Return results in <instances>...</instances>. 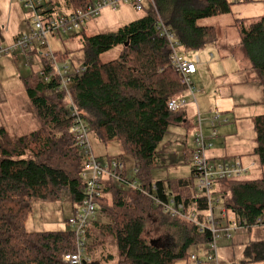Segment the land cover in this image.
I'll return each instance as SVG.
<instances>
[{
  "label": "trees",
  "instance_id": "trees-1",
  "mask_svg": "<svg viewBox=\"0 0 264 264\" xmlns=\"http://www.w3.org/2000/svg\"><path fill=\"white\" fill-rule=\"evenodd\" d=\"M96 1L65 0L60 5L49 0L45 8L52 17L58 12L76 13ZM232 7L228 0H154V7L147 9L143 18L117 32L96 36L77 32L72 37H82L78 51L83 61L79 66L71 63V104L66 103L68 95L56 78L46 83L39 72L24 79L41 128L17 135L0 127V264H64L62 257L76 252L74 231L26 230L33 202L57 203L68 197L76 210L84 201L85 155L72 132L76 113L98 143L121 146L122 154L106 161H121L125 167V158L134 161L138 174L130 178L126 169L124 180L139 186L134 190L112 180L104 183L97 211L101 220L97 218L86 228L85 258L92 260L91 264H190L192 248L209 247L213 241L210 231L172 219L151 198L166 203L174 197L187 209L199 212L202 222L208 209L206 198L197 189L193 167L188 179L166 183L152 178L158 166V148L170 128L187 127L188 123L185 113L173 114L168 108L170 101L188 93L171 65L172 51L159 24L171 29L184 53L193 55L218 41L216 29L200 22L231 15ZM234 27L264 90V17L237 20ZM118 48L117 60L102 62L103 55ZM55 54L58 62L64 63L70 62L74 52ZM42 70L47 74L53 71L44 58ZM254 130L253 156L260 164V174L215 184V194L224 198L228 214L222 223L230 226L239 221L242 229L249 231L264 226V114L254 119ZM152 233L172 237L175 245H160ZM244 256L249 264L264 261V241L249 242Z\"/></svg>",
  "mask_w": 264,
  "mask_h": 264
},
{
  "label": "rangeland",
  "instance_id": "rangeland-1",
  "mask_svg": "<svg viewBox=\"0 0 264 264\" xmlns=\"http://www.w3.org/2000/svg\"><path fill=\"white\" fill-rule=\"evenodd\" d=\"M18 1L23 7L21 0ZM228 1L233 4L231 15L209 18L200 22L202 26L216 29L217 43L208 46L197 54L187 55L190 60L195 55H199L202 60L197 67L201 83L195 82L194 79L192 81L197 83L196 87L204 92L203 96L207 97V101L202 102V96L197 94V106L191 105L192 107H188L185 111L190 122L192 119L196 122L198 120L197 110L199 109L203 121L207 120L203 125L204 128L209 126L207 124L209 114L213 112L222 114L223 119L228 120V124L217 127L218 139L214 141V147L217 148L223 142V147L227 149L228 156L234 155L232 157L241 158V161L248 165L252 162L256 146L254 119L264 114V90L258 81L256 71L252 69L248 61L246 50L239 45V33L234 24L237 20L264 17V0H251L245 3L243 0ZM54 2L60 5L65 4V0H54ZM124 6H120L118 12L107 10L97 19L87 23L83 29L85 34L96 36L114 33L145 15V12H137L129 5ZM73 35L49 38L48 42L54 52L73 51L74 54L70 56L69 61L73 65L79 66L83 61L82 53L78 51L82 45V37H72ZM120 51L121 49L118 48L106 53L101 58L102 62L109 63L117 60ZM19 53L21 52L19 51ZM14 56H17L16 61L13 59ZM24 58L19 54L0 57V62L11 60V66L1 72L0 78L1 82H9L6 89L0 91V127H5L17 135H27L41 128V123L27 96L24 79L38 73L42 69V63L39 59L34 62L30 59L27 62L28 59L25 58L27 59L25 60ZM223 63L224 65H222ZM220 64L221 69L218 67ZM71 102H73L72 97L69 98V101L66 100L67 104H71ZM231 102L236 104L235 112L227 111ZM224 111H227V114H224ZM15 126L18 127L16 131ZM194 132L196 133L193 124L187 127L173 126L170 128L168 135L158 148V166L152 172L154 181L167 183L173 180L188 179L192 176L193 168L184 159L183 153L187 150L184 146L187 138L189 143L193 142ZM210 133L211 131H207V136ZM217 140L219 141L216 142ZM91 144L95 156L100 157L103 161L122 154V148L118 143L110 144L107 148L91 138ZM189 147L192 149L193 145ZM223 156L226 157V154ZM125 164L129 177L133 178L135 175L134 161L131 158H125ZM260 171V168L254 169L250 175L244 178H254L260 174ZM74 215L75 210L68 197H64L57 203L35 201L33 202L32 215L26 223V230L27 232H71L75 229L69 224V221L73 219ZM163 235H153L152 233L151 236L154 241L161 243L160 245L173 248L172 245L174 246L175 242L172 237ZM231 236L232 238L228 240L221 234L217 242L219 260L226 264H249L247 263L248 259L244 256L246 245L249 242L264 241V226H256L251 231L247 229L232 230ZM111 251L114 252L113 247H111ZM209 253L207 247L192 248L189 251L191 256H198L204 262L203 264H209L206 262ZM175 264H188V262L178 261ZM250 264H264V261H256Z\"/></svg>",
  "mask_w": 264,
  "mask_h": 264
},
{
  "label": "built area",
  "instance_id": "built-area-1",
  "mask_svg": "<svg viewBox=\"0 0 264 264\" xmlns=\"http://www.w3.org/2000/svg\"><path fill=\"white\" fill-rule=\"evenodd\" d=\"M21 2L25 10L32 14L31 24L28 30L21 34L11 47H0V57L16 54L19 51L25 53L31 49L34 43H39V46L43 49V58L53 70L51 74L41 70L40 75L46 83H50L51 77L56 78L68 95V101L69 98L71 99L70 82L74 69L70 62H58L56 54L48 42L49 38H60L69 34H76L82 31L87 23L100 17L103 12L107 10L117 12L120 6L129 5L137 12H145L150 7H154V0H98L86 9L76 13L58 12L51 17L48 14V9L45 8L43 0H21ZM159 31L161 36L168 41L171 48V65L180 74L182 83L187 87L188 97H180L169 103L170 113L178 114L190 105L197 106L196 95L201 91L193 83L192 79L198 72L197 64L201 63V58L199 55H195L192 60L188 59L174 33L162 22L159 24ZM75 72H78V70ZM197 112L198 120L195 122L196 133L193 148H187L183 153V157L194 168L197 189L208 203V209L203 212L204 221H200L199 212L187 209L184 204L178 203L174 197L170 196L169 199L167 198L168 202L166 203L159 198H151L157 206L163 207L165 213L172 219L196 224L202 232L210 231L213 235V241L208 247L210 253L207 255L206 262L209 264H225L219 260L217 242L221 234L226 239H231V231L241 230L243 223L233 221L230 226H225L222 223L223 220L227 219L228 214L224 207V198L222 195L215 194V184L221 181L244 178L250 175L254 169L260 168V164L257 160H252L248 165H245L238 158L216 159L211 157L210 153L215 148L213 143L218 139L217 127L228 124V120H224L222 114L213 112L209 114L207 123L209 126L204 128L205 121H203L199 109ZM75 116L77 118L74 121L72 132L76 137L77 146L85 155L82 177L86 184V193L82 205L78 206L73 219L69 221V224L75 229L76 252L65 254L62 257V261L64 264H86V262L91 264L92 260L85 258L88 243L86 228L90 222L97 220L98 200L104 196V183L112 180L119 185L126 184L134 190L139 189V186L136 182L128 184L124 180L126 167L121 161L102 162L94 156L91 144V129L77 113ZM207 130L208 132L211 131L208 136ZM134 174L136 176L138 171L134 170ZM154 190H156V186H154ZM143 193L146 194L145 192ZM262 222L264 223V221ZM190 264H202V261L198 256L193 255L191 256Z\"/></svg>",
  "mask_w": 264,
  "mask_h": 264
},
{
  "label": "crops",
  "instance_id": "crops-1",
  "mask_svg": "<svg viewBox=\"0 0 264 264\" xmlns=\"http://www.w3.org/2000/svg\"><path fill=\"white\" fill-rule=\"evenodd\" d=\"M43 2H44V5L48 4L47 1H45V0H43ZM124 7H126V5ZM31 19H32V14L30 12L26 11L24 9V6L22 7L18 0H0V47H4V48L11 47L15 43L16 39L21 34L25 33L28 30L29 25L31 24ZM16 54H19L22 57L27 58L28 60L24 58L25 60H27V62L30 59L32 60V62L37 61L38 59L40 60L41 63L43 62V50L39 46H37V44L33 45L31 47V49H29V51H27V54L26 53H19V52H17ZM186 55H188V54H186ZM13 59H15V61H16L17 56H14ZM198 65L199 64H197V67H198ZM222 65H224V63ZM8 66H11V60H9V61L8 60H6V61L2 60L0 62V78H1V72L5 68H7ZM218 67H219V69H221L222 68L221 64ZM193 79L195 82L197 81L198 83H201V78H200L199 72H197V74L195 76H193ZM0 83H1L0 84V91H1V90L6 89L9 82L4 83V82L0 81ZM233 85H235V84H233ZM200 91H201V89H200ZM199 94L202 96V98H201L202 102H206L207 97L203 96L204 92L201 91ZM186 97H188V95H186ZM212 101L214 102L213 98H212ZM229 105H230V108H228L227 111L232 110V112H235L236 104H233V102H231V103H229ZM189 107H192V106L190 105ZM185 110H183V113L186 114V119L188 122L187 126H189L190 124H193V126L195 127L194 119H192V121L190 122V119L187 116V112ZM227 111H224L223 113L227 114ZM205 122H207V120ZM16 128H18V127L15 126V128H14L15 131H16ZM194 133H193V137H195ZM188 141H189V139L187 138V142L184 146H185V148L189 149V148H191L189 146L193 145L194 140L192 143H189ZM218 141L219 140H217L216 142H218ZM225 145H226V142H225ZM223 154H226V157L223 156ZM228 155L229 154L227 153V149L223 147V142L217 148L215 147L214 150L211 151V153H210V156L213 158H216V159H220V158H222V159H227V158L237 159L235 157H232L234 155H230V156H228ZM235 156L236 157H242V156H237V155H235ZM116 157H118V156H116ZM116 157H110V158H116ZM238 159H241V158H238ZM252 160H257V158L252 157Z\"/></svg>",
  "mask_w": 264,
  "mask_h": 264
}]
</instances>
